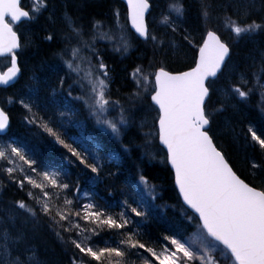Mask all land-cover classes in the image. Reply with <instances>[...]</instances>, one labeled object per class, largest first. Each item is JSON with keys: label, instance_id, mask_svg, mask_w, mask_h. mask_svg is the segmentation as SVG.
<instances>
[{"label": "snow or ice", "instance_id": "obj_1", "mask_svg": "<svg viewBox=\"0 0 264 264\" xmlns=\"http://www.w3.org/2000/svg\"><path fill=\"white\" fill-rule=\"evenodd\" d=\"M90 2L0 0V58L10 62L0 90L19 83V57L34 46L28 33L42 20L41 39L63 64L52 76L33 74L27 91L0 103V197L11 188L23 193L0 199V264H45L38 243L44 231L59 241L68 264H264V129L242 126L257 93L264 115V0H126L134 32L121 23L119 0L106 19L86 12ZM154 8L159 14L150 22ZM257 38L243 62L234 59L241 41ZM132 42L150 48L151 56L128 74L131 89L114 97L107 54L123 57ZM181 52L191 53V62L173 67ZM12 106L34 135L52 138L50 151L66 150L59 165L51 167L11 135ZM81 108L119 141L118 152L84 135L76 119ZM140 114L144 143L136 135L125 143ZM134 149L170 166L171 217L164 212L169 205L157 203L162 186L139 163L115 204L82 192L79 177L69 179L78 168L99 184L117 175L105 172V161L119 167ZM153 221L166 226L156 237L146 230Z\"/></svg>", "mask_w": 264, "mask_h": 264}, {"label": "trees", "instance_id": "obj_2", "mask_svg": "<svg viewBox=\"0 0 264 264\" xmlns=\"http://www.w3.org/2000/svg\"><path fill=\"white\" fill-rule=\"evenodd\" d=\"M155 1L156 0H150L152 3ZM111 4L112 0L95 1L90 4V6L86 9V12L95 15L99 19H106L110 13ZM117 6L121 11V21L131 32L126 19V6L121 1H119ZM155 12L156 8L151 10V14H155ZM43 23L44 22L42 20L40 24L34 25L31 29V32L28 33L32 40L35 41V44L34 46L25 49L19 57V63L22 66L23 76L19 79V83H17L14 88H8L7 91L0 90V103H2L6 96L12 95L18 90L27 91L28 85L31 84V77L33 74L37 78L43 79L52 76L53 69L56 66L61 68L63 67L62 62L52 56V47H50L47 42H44L41 39ZM192 23H195L194 19ZM261 39L262 38H257L255 42L247 40L241 41L235 50L237 55L234 56V59L239 62H243L247 55L252 51L253 47L260 43ZM103 43L104 42H101V46H103ZM150 56V48H146L144 45L137 44L135 42H132L129 51L123 57H121L119 53L109 52L107 54L110 65L114 66L115 68L114 81L110 85L114 97L117 95L126 94L131 89L132 82L128 74L133 70L137 63H140L142 60L146 63ZM5 60L7 59L0 58V65ZM190 62L191 53L185 55L183 52H181L177 58H174V64L172 66L184 67ZM24 66H26V68ZM117 90H119V92H117ZM259 102L260 95L257 93L245 108L246 119L242 121V126L251 123L258 130L264 129V115H262L259 110ZM8 111L11 116V135L29 144L30 147H32L37 152L39 158L43 159L51 167L59 165L62 162L61 153H65L66 150L61 148L59 145H56V151H50L49 145L53 143L51 137H48L46 134H42L40 136L34 135L33 131L29 130V128L21 122V110L18 108V106L9 107ZM76 119L83 122L84 135L95 136L97 141L102 145L106 152L119 151V141L111 137L109 133L102 131L95 124V121L88 117L86 110L81 108ZM142 119H144L143 114H140L137 117L136 128H134L129 135L122 137L125 143L128 142L131 135L137 136V144L144 143L143 139L141 138L143 133L137 132ZM149 128V125L147 126L146 124L144 132H147ZM68 132L73 136H79L81 129L69 127ZM233 156L235 158V153H233ZM161 159L162 156H158L155 159H149V157L144 155L142 150L134 149L131 158L125 157L123 163L119 167L115 166L114 162L109 163L105 161V172H113L117 173V175L106 178L99 184H90L87 178L80 173V169L78 168H71L69 179L75 182L77 177H79L82 192L94 193L97 196L103 197L115 204L124 198L121 188L130 177L136 176L135 164L139 163L143 168L145 175L150 178L151 182L157 186H162L163 199L158 200L157 203L161 205H169V207L164 208V212H166L168 216L171 217L173 214V209L170 206L175 203L174 193L171 190L172 179L168 171L169 166H165L163 163H161ZM109 191L112 192V196L108 195ZM18 196H23V193H18L15 188H11L3 197H0V199H2L3 202H8L14 198H17ZM165 227L166 226L164 224L153 221L146 226V230L151 236L156 237L165 231ZM49 238L55 247L54 254L58 259L68 264V257L65 255L59 241L51 233H49Z\"/></svg>", "mask_w": 264, "mask_h": 264}, {"label": "rangeland", "instance_id": "obj_3", "mask_svg": "<svg viewBox=\"0 0 264 264\" xmlns=\"http://www.w3.org/2000/svg\"><path fill=\"white\" fill-rule=\"evenodd\" d=\"M95 1H99V0H91L90 4L93 3V2H95ZM28 2H29V0H26L24 3L27 4ZM157 2L162 3L163 0H161V2H160V0H156L154 3H157ZM158 14H159V8H156V12H155V14H151V16H150V19H149L150 22H151L154 18L158 17ZM121 23H123V22L121 21ZM123 24H124V23H123ZM9 66H10V62H9L8 60H5V61L0 65V70H3V71H4V70L7 69ZM154 115H155L154 113L147 115V123H146L147 126H148V125H149V127L151 126V123H152V117H153ZM143 118L145 119V114H143ZM38 243H39V248H40V256H41L42 260L45 262V264H56L55 261H54L53 256H51V252H50V250H49V247L44 243V241H42V239H40V240L38 241Z\"/></svg>", "mask_w": 264, "mask_h": 264}, {"label": "bare ground", "instance_id": "obj_4", "mask_svg": "<svg viewBox=\"0 0 264 264\" xmlns=\"http://www.w3.org/2000/svg\"><path fill=\"white\" fill-rule=\"evenodd\" d=\"M4 203H7V201H4ZM41 239L49 247V250L51 252V256H53L55 263L56 264H66L62 260L58 259L57 256L54 254L55 247H54V244L51 243L50 238H49V233L47 231H44L41 233Z\"/></svg>", "mask_w": 264, "mask_h": 264}, {"label": "water", "instance_id": "obj_5", "mask_svg": "<svg viewBox=\"0 0 264 264\" xmlns=\"http://www.w3.org/2000/svg\"><path fill=\"white\" fill-rule=\"evenodd\" d=\"M120 1L123 2L125 4L126 8H127L126 0H120ZM150 12H151V9H150ZM128 24H129V27L131 29L130 21H128ZM131 31L134 32V30H132V29H131ZM6 71H7V69L4 72H6Z\"/></svg>", "mask_w": 264, "mask_h": 264}]
</instances>
